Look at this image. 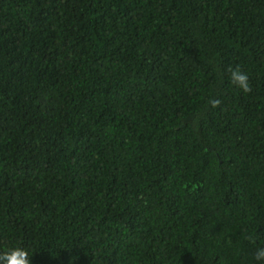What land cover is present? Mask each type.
<instances>
[{
	"label": "trees",
	"instance_id": "obj_1",
	"mask_svg": "<svg viewBox=\"0 0 264 264\" xmlns=\"http://www.w3.org/2000/svg\"><path fill=\"white\" fill-rule=\"evenodd\" d=\"M12 246L32 264H264V0H0Z\"/></svg>",
	"mask_w": 264,
	"mask_h": 264
},
{
	"label": "clouds",
	"instance_id": "obj_2",
	"mask_svg": "<svg viewBox=\"0 0 264 264\" xmlns=\"http://www.w3.org/2000/svg\"><path fill=\"white\" fill-rule=\"evenodd\" d=\"M232 82L243 91L250 90L249 77L246 72L238 67L231 72ZM219 101H213V105ZM256 261H264V247L258 248L255 252ZM0 264H32L29 252L21 246H12L0 252Z\"/></svg>",
	"mask_w": 264,
	"mask_h": 264
}]
</instances>
